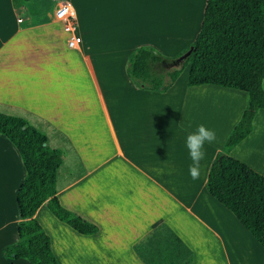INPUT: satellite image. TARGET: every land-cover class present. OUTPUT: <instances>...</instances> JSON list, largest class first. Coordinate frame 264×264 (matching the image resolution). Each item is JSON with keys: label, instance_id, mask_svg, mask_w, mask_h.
I'll return each mask as SVG.
<instances>
[{"label": "crops", "instance_id": "crops-1", "mask_svg": "<svg viewBox=\"0 0 264 264\" xmlns=\"http://www.w3.org/2000/svg\"><path fill=\"white\" fill-rule=\"evenodd\" d=\"M205 4L194 0L187 33L173 38L172 0H22L18 8L0 0V113L24 118L62 153L58 201L98 228L79 234L44 203L34 218L58 264H264V249L206 188L248 94L189 87L188 75L154 91L126 73L137 47L183 53ZM60 5L73 10L76 48L54 17ZM202 124L216 139L205 144L193 180L186 137ZM229 156L264 176V110ZM25 175L18 151L0 135V264H30L4 255L19 240L16 194Z\"/></svg>", "mask_w": 264, "mask_h": 264}, {"label": "trees", "instance_id": "trees-1", "mask_svg": "<svg viewBox=\"0 0 264 264\" xmlns=\"http://www.w3.org/2000/svg\"><path fill=\"white\" fill-rule=\"evenodd\" d=\"M21 2L13 0L14 7ZM190 47L189 57L166 74L153 67L167 58L152 47H137L127 60L126 73L138 87L165 91L189 66V87L212 85L248 94L241 119L211 165L206 188L264 249V176L229 156L252 133L254 117L264 110V0H206L200 30L185 52ZM0 135L16 148L26 172L16 194L19 240L6 247L4 255L30 264H58L49 236L34 218L44 203L79 234H95L98 228L60 205L56 176L62 153L47 145L42 132L24 118L0 113Z\"/></svg>", "mask_w": 264, "mask_h": 264}, {"label": "rangeland", "instance_id": "rangeland-1", "mask_svg": "<svg viewBox=\"0 0 264 264\" xmlns=\"http://www.w3.org/2000/svg\"><path fill=\"white\" fill-rule=\"evenodd\" d=\"M192 3H194V0H172V12H170L171 20H168V31L170 32L171 36H173V38L183 37V34L187 33L188 30L187 18L191 14L190 8L192 6ZM183 16L185 17L184 20H182ZM185 51H183V53L176 55V58L167 56L165 54L163 55V53H160L162 54V56L169 59L155 64V67H157L156 70L158 69L159 71H155V70L154 71L156 73L166 74L167 72L171 71L173 68L180 67L183 60H179V59L186 53ZM187 69H188L187 67L184 68L178 77V79H181L182 82L184 79L187 78L188 75Z\"/></svg>", "mask_w": 264, "mask_h": 264}, {"label": "clouds", "instance_id": "clouds-1", "mask_svg": "<svg viewBox=\"0 0 264 264\" xmlns=\"http://www.w3.org/2000/svg\"><path fill=\"white\" fill-rule=\"evenodd\" d=\"M216 139V133L199 125L194 133H190L186 137V147L189 151V156L192 164L189 166V174L193 180H198L201 175V161L205 158L204 147L206 143H212Z\"/></svg>", "mask_w": 264, "mask_h": 264}, {"label": "built area", "instance_id": "built-area-1", "mask_svg": "<svg viewBox=\"0 0 264 264\" xmlns=\"http://www.w3.org/2000/svg\"><path fill=\"white\" fill-rule=\"evenodd\" d=\"M54 17L56 20L62 22L64 24L65 31L71 34V37L67 42L68 47L72 49L76 48V46L81 43V38L74 36L77 24L72 8L68 5H60L55 11Z\"/></svg>", "mask_w": 264, "mask_h": 264}, {"label": "water", "instance_id": "water-1", "mask_svg": "<svg viewBox=\"0 0 264 264\" xmlns=\"http://www.w3.org/2000/svg\"><path fill=\"white\" fill-rule=\"evenodd\" d=\"M192 52V47L180 58V60H185Z\"/></svg>", "mask_w": 264, "mask_h": 264}]
</instances>
